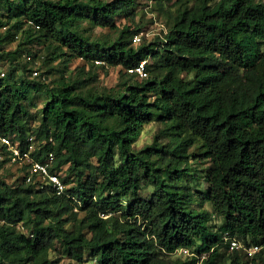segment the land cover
<instances>
[{
  "label": "trees",
  "instance_id": "trees-1",
  "mask_svg": "<svg viewBox=\"0 0 264 264\" xmlns=\"http://www.w3.org/2000/svg\"><path fill=\"white\" fill-rule=\"evenodd\" d=\"M149 2L167 30L136 43ZM3 63L0 133L31 162L0 143V169L21 164L0 175V264H264L228 241L264 245V0H0Z\"/></svg>",
  "mask_w": 264,
  "mask_h": 264
},
{
  "label": "rangeland",
  "instance_id": "rangeland-1",
  "mask_svg": "<svg viewBox=\"0 0 264 264\" xmlns=\"http://www.w3.org/2000/svg\"><path fill=\"white\" fill-rule=\"evenodd\" d=\"M170 6V3L165 4V8H168ZM175 8H173L174 10ZM121 22V21H120ZM126 22V20H122V23ZM137 23H142L143 31L140 32L141 37L146 36L147 38H153L154 36L160 35L163 37L167 30L165 17L164 15L159 11V6L156 5V3L149 2V4H142L140 7V10L138 12ZM108 29H106L107 31ZM115 31H112L111 33H114ZM15 44L11 43L7 45V48H14ZM83 64L82 59H74L70 62L68 69H64L63 66L57 65L58 70H56V73L63 72H71L77 65ZM8 64L3 63L0 65V68L2 70H6ZM32 67H40V62H35L31 65ZM90 66H87V69H89ZM45 70V68H43ZM42 71V70H41ZM94 72L97 76V82L95 83V86H98L99 88L104 87H111L115 86L119 82L120 78V67L118 66H105L98 65L95 67ZM55 76V74H53ZM160 127V124L157 122H152L149 125H147L145 131L142 133L139 141L136 143V146L140 147L145 143H149L152 141L153 136L157 133L158 129ZM21 164H13V163H7L3 166V168L0 169V175H5L8 179H12L9 176L10 175H20L21 174ZM196 166L204 167L205 165L197 164ZM208 209H212L209 204L206 205Z\"/></svg>",
  "mask_w": 264,
  "mask_h": 264
},
{
  "label": "built area",
  "instance_id": "built-area-1",
  "mask_svg": "<svg viewBox=\"0 0 264 264\" xmlns=\"http://www.w3.org/2000/svg\"><path fill=\"white\" fill-rule=\"evenodd\" d=\"M141 40V34L138 33L134 36V42H139ZM97 62H101L99 60H97ZM1 71V75H4L5 72L4 70H2L0 68ZM129 71H136L140 76H145L146 75V71H145V61H141L139 62V64L135 67V68H130ZM39 72L37 70H35L33 72L34 75H37ZM0 143L4 144L7 148L8 151H10L11 157H12V161L16 162V161H26V162H31V158H30V150H21L17 144H14L12 142V140L10 139V137H8L7 135H4L2 133H0ZM31 147V146H30ZM53 156H50V159H52ZM47 163H40L37 161H34L31 163V168H30V172L34 173V172H40L41 174H43V176H47L49 177L52 182L54 183L55 187L58 189V191H62L64 188L63 183L61 182V179L59 178L58 175L56 174H51L48 171L47 168ZM28 179H30V176L28 177ZM229 239V236L226 237V240ZM230 248L233 249H239L242 250L246 253V255L248 257H252L254 256L256 253L263 251L264 254V245L261 244H251V245H247L243 242H241L240 240L236 239V238H231L230 237ZM185 253H189L188 249H184L182 250Z\"/></svg>",
  "mask_w": 264,
  "mask_h": 264
}]
</instances>
